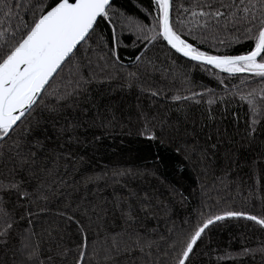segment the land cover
<instances>
[{"label":"snow or ice","instance_id":"1","mask_svg":"<svg viewBox=\"0 0 264 264\" xmlns=\"http://www.w3.org/2000/svg\"><path fill=\"white\" fill-rule=\"evenodd\" d=\"M114 5L115 0H0V264H202L200 257L210 255L205 238L213 227L243 220L264 232V196L259 213L248 211L253 193L245 197L244 182L232 179L233 169L244 167L240 150H255L257 158L249 163L264 192V0H150L143 18ZM158 45L167 49L166 57H175L164 79L186 83L183 69L190 66L225 92L234 89L245 109L242 131L237 111L234 135L218 127L215 137L209 132L201 143L204 125L197 129L183 104L208 95L211 105L214 90L207 85H201L205 92L171 97L182 113L175 122L170 112L151 111L152 104H137L133 113L105 102L102 88L114 93V82L123 79L119 88L131 89L141 66L145 73L158 70L148 56L149 46ZM237 45L244 50L234 53ZM122 49H132L136 72L128 71ZM140 90L152 98L163 94L161 88ZM133 122L138 135L161 144L165 136H192L177 143L176 151L204 177L215 170L227 142L223 175L211 185L201 183L205 199L180 226L162 193L145 186L154 169L75 171L83 159L79 149H95L114 128ZM217 183L226 193L235 185L244 204L234 207L231 196L213 199L205 189L219 193ZM256 253L264 258V241L240 255Z\"/></svg>","mask_w":264,"mask_h":264},{"label":"trees","instance_id":"2","mask_svg":"<svg viewBox=\"0 0 264 264\" xmlns=\"http://www.w3.org/2000/svg\"><path fill=\"white\" fill-rule=\"evenodd\" d=\"M9 2H12V0H9ZM23 2L27 3V0H23ZM149 3L150 0H115L114 6L126 15L143 18L142 9L149 7ZM149 47L151 50L148 52V56L155 59L158 70L153 71L149 68L148 72L145 73L143 72V66H141V71L138 73L140 81L131 89L126 86L123 89L119 88V85L125 83L123 79L114 82L113 87L117 89L114 93L109 94L107 88H102L105 102L110 100L126 112L132 111L133 113L137 104H141L145 108L152 104L151 111H158L161 116L166 112H170V119L175 122L179 116H182V113L175 111L179 104L173 102L171 97L176 94L191 96L193 91L202 93L206 89L202 88L201 85H207L208 88L214 90V95L211 97L214 102L211 105L208 104V95H205L200 103H196V100H199V97H196L194 100L183 104L189 115L196 120L197 129L200 128L201 123L204 125L203 132L199 136L201 143L204 142L205 135L209 132L213 133L215 137V130L218 127L221 133L227 129L229 136L234 135L236 131L234 119L237 111L240 116V128L241 131L243 130L245 109L238 104L239 97H233L232 91L234 89L225 92L223 86H218L215 79L198 68L190 66L183 69L187 72L186 83L179 80L173 82L170 76L168 79H164L162 73L167 74L173 71L171 62L175 57L171 53H168L166 57L167 49L163 45H158L155 48ZM243 50L244 48L240 45L232 49L234 53ZM131 52L132 49L121 50L124 58L123 62L128 66V71L136 72L137 68L130 55ZM232 83L239 84V80H234ZM141 87L145 89L161 88L163 94L160 97L152 98L148 92L141 93ZM210 114L214 119H209ZM137 129L138 124L135 122L124 128L117 126L112 130L111 135H105L103 141L96 145L95 149H79L83 159L76 162L75 171L77 174L83 172L92 175L101 173L105 169L110 174L113 168L154 169L156 176H149L145 186H155L156 190L162 193L160 199L165 204H170L173 213L172 219L177 226H180V222L186 217L194 218L196 216L197 209L200 208L205 199L204 192L201 191V183L211 185L215 176L223 175L221 170L224 167L223 152L224 148L228 146L227 142L225 141L221 145L218 153L220 159L215 170L210 169L209 175L204 177L200 175L198 167H193L184 159L183 155L178 154L176 151L177 143H182L185 140L190 142L192 136L185 137L181 134L174 141H170L165 136L164 143L161 144L158 141H149L146 137L138 135ZM190 129L191 125H189ZM189 147H191V143H189ZM238 155L244 167L239 170L234 168L232 179H239L244 182L242 192L245 197L248 196V193H253L249 197L247 210L259 213L261 211L260 197L264 196V192H261L257 183L258 178L253 175L249 163L257 158V152L241 149ZM173 189L176 192H173ZM216 189L219 190V193L211 189H205V192H209L213 199H217L219 196L236 197L234 201H229V203L237 208L244 204V199L237 197L235 185L227 193L218 183ZM110 191L111 188L108 189V192ZM177 193H183L187 199L181 201ZM262 241H264V232H261L259 227L254 226L251 222L241 220L239 222L232 221L226 225L222 224L213 227L208 233L205 238V245H208L207 250L210 255H204L200 257V260L202 264H264V258L259 253L246 256L240 255L244 247L258 248L261 246ZM205 245H201V247L204 248Z\"/></svg>","mask_w":264,"mask_h":264}]
</instances>
